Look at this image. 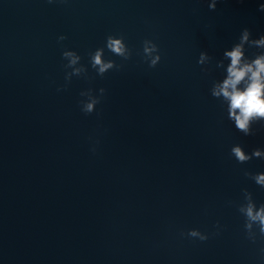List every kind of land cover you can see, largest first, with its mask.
Instances as JSON below:
<instances>
[{"label":"clouds","instance_id":"1","mask_svg":"<svg viewBox=\"0 0 264 264\" xmlns=\"http://www.w3.org/2000/svg\"><path fill=\"white\" fill-rule=\"evenodd\" d=\"M53 2L54 0H48L50 4ZM217 2L218 0H210L208 5L210 11L216 10ZM259 10L264 12V4H260ZM251 35L249 29H243L239 42L235 43L230 50L226 49L223 52V59L217 61L215 66L224 68L226 75L223 80L213 81L210 89L211 95L227 106L228 119L234 122L236 129L245 136L255 134L252 128L254 123L264 126V35L256 39L251 38ZM66 39L65 35H61L58 37V42ZM246 45L260 50L254 58L246 56ZM106 48L125 61L132 56V50L126 45L123 35L119 37L108 35ZM104 51V48H98L94 52L88 53L91 68L100 77L110 70L122 68V65H117L112 60H106ZM62 59L67 61L63 67L71 69V71L65 72L66 83L62 88H57V91L66 90L73 76L91 79L88 76L87 67L80 63L82 58L76 51L64 50ZM143 59L148 62L151 68H154L161 59L158 45L152 40L145 39L143 41ZM212 59L207 52L201 51L197 63L208 65ZM224 60L230 62L225 66ZM202 71L207 73L210 69L205 67L202 68ZM105 92L104 88L99 89V95H94L91 88L81 91L79 95L84 99L78 102L80 110L85 115L92 114L96 110V105L101 103ZM230 157H234L240 164L247 163L253 158L264 160V149L256 148L249 154L244 151L242 146L234 145L231 148ZM243 175L264 188V172L252 173L244 170ZM242 194L244 202L239 204L238 211L245 217L244 228L248 237L254 240L256 236L254 228H258L260 235L264 236V203L257 206L253 194L247 188L242 189ZM217 227H219V222H217ZM187 235L199 238L201 241L208 239V235L197 229L189 230Z\"/></svg>","mask_w":264,"mask_h":264}]
</instances>
